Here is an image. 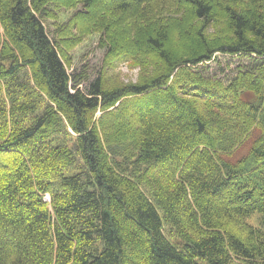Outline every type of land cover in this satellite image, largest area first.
I'll return each mask as SVG.
<instances>
[{
  "label": "trees",
  "instance_id": "1",
  "mask_svg": "<svg viewBox=\"0 0 264 264\" xmlns=\"http://www.w3.org/2000/svg\"><path fill=\"white\" fill-rule=\"evenodd\" d=\"M215 54L250 65L209 77ZM0 172V264L264 260V0H0Z\"/></svg>",
  "mask_w": 264,
  "mask_h": 264
},
{
  "label": "rangeland",
  "instance_id": "2",
  "mask_svg": "<svg viewBox=\"0 0 264 264\" xmlns=\"http://www.w3.org/2000/svg\"><path fill=\"white\" fill-rule=\"evenodd\" d=\"M73 13L74 10H59L58 21L61 23H66V21L69 20ZM159 15L163 14L160 13ZM167 16L170 18L178 17L176 13L175 16H171L170 14H167ZM50 24L51 22H47L45 23V26L47 27L48 31L52 33L53 28ZM69 55L72 60L69 73L74 71L75 73L79 74L83 71L86 78L92 80L97 76L98 71L101 69L104 50L101 49L98 45V36L93 34L87 36L80 45H78L70 52ZM249 63L250 62L246 58L228 57L221 54H215L211 61L200 64V67L205 66V74L209 77L220 78L227 82L236 74L239 66L244 67ZM138 74L139 69L136 67V64L126 62L121 63L115 69L111 70L108 74V77L113 79L114 81L127 83L135 82L138 78ZM85 86L86 83L82 84L81 89H84ZM251 141V138H247L243 142V144L234 151V154L231 157H227V155L224 154L221 155L222 159L236 162L240 158L246 156L248 154ZM4 176L5 173L0 172V177ZM45 196L43 197V200ZM245 223L254 229L260 230L264 235V216L254 215L251 218L247 219ZM228 229L232 230L234 234H237L244 239L247 237L246 232L243 231L245 228H240V225L230 226L228 227ZM171 239L172 241H176V238L174 236ZM231 264H264V260H241L233 257V261Z\"/></svg>",
  "mask_w": 264,
  "mask_h": 264
}]
</instances>
